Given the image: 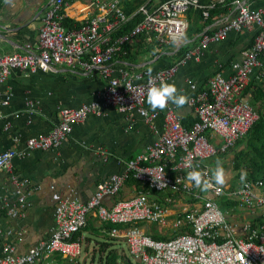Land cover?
<instances>
[{"label":"built area","instance_id":"built-area-1","mask_svg":"<svg viewBox=\"0 0 264 264\" xmlns=\"http://www.w3.org/2000/svg\"><path fill=\"white\" fill-rule=\"evenodd\" d=\"M124 1L91 0L87 6L91 17L73 21V27L68 28L64 24L69 19L65 8L70 0H51L42 15L37 44H27L24 52L0 57V85L14 70L47 72L57 65L96 70L107 81L102 102H92L80 109H62L53 131L29 138L24 154L59 148L71 134L73 125L84 122L90 115H99L102 105L121 113L137 111L147 122H153L159 114L145 108L148 90L170 81L178 65L154 73L127 68L115 76V58L130 40L140 36L152 37L158 48L182 41L189 28L190 10L200 11L207 22L212 10L219 5L224 7L230 0L209 3L148 0L132 16L125 13ZM231 6L227 19L215 30L206 28L200 34L201 44L219 43L232 31L256 28L254 42L242 52L241 60L233 64L231 76L226 78L217 72L203 88L191 85L194 93L189 105L194 109L196 122L190 128L185 127L175 109L168 105L164 132L154 144L126 162L124 174H115L99 184L88 202L60 200L55 208L51 236L23 255L17 254L13 244L5 245L0 264H59L57 256L76 264L82 245L74 237L87 226L90 214L112 225L111 235L124 238L131 257L140 264H264V220L245 221L240 226L230 219L238 207L264 209L263 182L240 179L234 188L223 184L202 191L187 179L192 170L210 179L214 168L208 162L233 148L259 118L245 100V90L264 60V7L251 9L246 0H233ZM137 14L140 15L137 25L129 33L119 35L122 27ZM199 58L197 50L189 51L179 64ZM9 99L4 103L8 104ZM17 154L15 150L0 154V174L11 168ZM130 177L148 190L129 199H117L111 207L104 206L103 199L117 197ZM152 195H166L165 203L151 200ZM177 195L187 197L192 205L171 220L167 205L175 202ZM213 197L226 198L228 210L224 212ZM24 200L21 195L22 207ZM10 213L18 215L17 211ZM143 224L171 228L175 235L157 240L143 230ZM238 230L242 235L237 234Z\"/></svg>","mask_w":264,"mask_h":264},{"label":"crops","instance_id":"crops-1","mask_svg":"<svg viewBox=\"0 0 264 264\" xmlns=\"http://www.w3.org/2000/svg\"><path fill=\"white\" fill-rule=\"evenodd\" d=\"M50 2L3 0L0 9V57L24 52L27 44H37L42 15ZM90 2L70 0L65 13L73 21L89 18L92 15L87 10ZM246 2L251 9L264 7V0ZM123 9L125 11L124 4ZM227 17V13L216 16L206 28L215 30ZM198 22L205 24L202 16ZM256 32V28L232 31L221 42L207 46H203L200 37L196 36L162 48L156 47L152 37L140 36L127 43L130 54L126 44L122 54L115 58L114 75L118 76L120 70L127 68L146 69L154 73L178 65L177 72L167 83L174 84L177 95H185L188 102L181 108L171 101L168 105L175 109L182 124L187 127L196 122L194 109L189 105L194 93L191 85L201 89L217 72H222L226 78L231 76L233 64L239 62L242 52L253 44ZM194 50L198 51V61L193 59L179 64L187 52ZM263 71L264 60L247 87L252 82L261 85L264 82ZM106 85L107 81L99 71H81L65 65H57L47 72L14 70L0 85V154L8 150L18 153L11 168L0 174V230L3 231L0 235V258L7 244H13L17 254L23 255L47 240L55 227V208L60 200L88 202L99 184L115 174H124L126 162L154 144L164 132L167 107L153 111L145 101L148 111L159 114L153 122H147L137 111L121 113L114 107L102 105L99 115H90L84 122L73 125L71 134L59 148L24 154L29 138L53 131L62 109H80L92 102H102ZM248 94L245 100L250 102ZM6 98H10L8 104L4 103ZM225 159L218 156L208 163L215 169L216 161H221L226 174L224 185L234 188L238 181L231 185L235 174L228 170ZM24 181L27 183L23 184ZM136 194L133 187L125 184L117 197H105L103 205L111 207L117 199H129ZM21 195L25 197L23 207L20 204ZM165 197L152 195L151 200L165 203ZM191 205L190 199L177 195L175 202L167 205L170 219ZM11 211H17L18 215H11ZM230 219L240 226L245 221L260 223L264 220V209L238 207ZM112 227L101 222L95 214H90L87 226L76 234L75 240L82 246L85 244V250L92 253L91 264H106L108 257L114 254L120 260L131 258L125 239L111 235ZM142 228L153 238H163L161 240L175 235L171 228L164 229L156 224H143ZM237 234L242 235L241 230ZM57 261L59 264H70L60 256H57Z\"/></svg>","mask_w":264,"mask_h":264},{"label":"trees","instance_id":"trees-1","mask_svg":"<svg viewBox=\"0 0 264 264\" xmlns=\"http://www.w3.org/2000/svg\"><path fill=\"white\" fill-rule=\"evenodd\" d=\"M148 0H125V12L128 16H132L138 10L139 6L147 3ZM225 5L224 7H218L215 10L211 11L210 19L205 22V24L200 25L198 19H201V13L198 11H189V28L184 40H191L196 36H200L204 32V29L213 22L214 18L220 14L227 13L229 14L233 9L231 2ZM3 0H0V9L2 7ZM197 14H196V13ZM194 19V20H193ZM140 15L137 14L132 17L128 23H126L119 32V35L129 33L135 25L139 22ZM194 21V22H193ZM65 26L72 28L75 24L73 20L66 19ZM126 50L130 54V46L126 45ZM250 93L251 96V105L256 110L259 115L258 120L250 128L247 134L237 141L236 145L231 148L228 152L220 154L221 159L227 157L231 152L234 154L232 159L233 172L235 174V179L240 180L241 170L247 172L246 180L253 182L262 181L264 184V82L261 85H257L252 82L250 87H247L245 90V97ZM249 96V94H248ZM192 125H188L187 128H190ZM130 187H133L137 193L140 191L146 192L148 189L138 180L130 177L126 182ZM225 204V205H224ZM223 206L228 207V203L223 202ZM75 239V237H74ZM155 239L161 240L163 238ZM121 261V262H120ZM129 258L120 260L117 255H111L108 257L106 264H131ZM140 264V263H138Z\"/></svg>","mask_w":264,"mask_h":264},{"label":"clouds","instance_id":"clouds-1","mask_svg":"<svg viewBox=\"0 0 264 264\" xmlns=\"http://www.w3.org/2000/svg\"><path fill=\"white\" fill-rule=\"evenodd\" d=\"M170 101L178 108H181L188 102V98L185 95H177V88L174 84L162 83L160 86H152L149 88L146 102L153 111L157 109L164 110ZM246 177L247 172L241 170V182H243ZM187 179L193 183L196 188L207 191L216 185L225 184L226 174L222 162L217 160L216 168L210 179H205L204 175L196 170L190 171L187 175Z\"/></svg>","mask_w":264,"mask_h":264},{"label":"rangeland","instance_id":"rangeland-1","mask_svg":"<svg viewBox=\"0 0 264 264\" xmlns=\"http://www.w3.org/2000/svg\"><path fill=\"white\" fill-rule=\"evenodd\" d=\"M233 153L231 152L227 157H225L226 159V164H227V168H228V170H230L231 172H233V166H232V159H233ZM234 173V172H233ZM234 178H235V175H234ZM232 179H233V177H232ZM235 181H237L236 179L234 180H232L231 182H232V184L231 185H235ZM214 199H215V201L216 202H218L219 204H220V206H221V208L224 210V212L225 211H227L228 210V207H226V206H223V202L226 200V198H222V197H213ZM225 205V204H224ZM86 246H85V244H83V246H82V254H81V256H80V258L78 259V263L77 264H91V258H92V256H91V252H87L86 250ZM131 261V264H138L137 263V261H135L132 257L131 258H129ZM121 262V261H120Z\"/></svg>","mask_w":264,"mask_h":264}]
</instances>
